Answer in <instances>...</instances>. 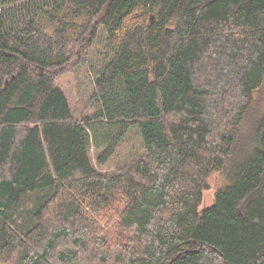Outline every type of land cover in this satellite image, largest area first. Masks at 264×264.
Segmentation results:
<instances>
[{"label": "trees", "instance_id": "1", "mask_svg": "<svg viewBox=\"0 0 264 264\" xmlns=\"http://www.w3.org/2000/svg\"><path fill=\"white\" fill-rule=\"evenodd\" d=\"M97 27L77 119L54 78ZM263 83L264 0H0V264H264V116L240 130Z\"/></svg>", "mask_w": 264, "mask_h": 264}, {"label": "rangeland", "instance_id": "2", "mask_svg": "<svg viewBox=\"0 0 264 264\" xmlns=\"http://www.w3.org/2000/svg\"><path fill=\"white\" fill-rule=\"evenodd\" d=\"M105 37V31L97 27L91 41L84 38L67 42L66 52L68 62L64 65L63 73L54 78L56 86L65 93L68 105L77 119L90 116L98 107L93 100L96 76L99 75L104 64L112 58L110 51H108L109 48ZM253 97L254 101L251 104L249 116L240 126L241 131L248 129L253 123L258 122L264 116V83L262 88ZM139 140L140 138L135 131L130 132L124 143L117 149L116 154H114L115 156L102 168L111 171L115 167L121 166L131 160L134 153L141 146V141ZM90 156L96 165L94 153ZM207 183L209 189L203 193L202 207L212 204L216 189L221 187L225 182L219 174L212 173L208 177ZM46 190L39 192L47 194L49 190V194H51L53 191L52 189ZM42 198L43 194L38 192L22 197L23 201L21 200L22 205L20 206L25 211L21 217L22 220L28 215L29 210L35 207ZM20 206L16 207V209Z\"/></svg>", "mask_w": 264, "mask_h": 264}, {"label": "water", "instance_id": "3", "mask_svg": "<svg viewBox=\"0 0 264 264\" xmlns=\"http://www.w3.org/2000/svg\"><path fill=\"white\" fill-rule=\"evenodd\" d=\"M151 22H153V19H152V17H151V19H150V22L149 23H151ZM152 24V23H151Z\"/></svg>", "mask_w": 264, "mask_h": 264}]
</instances>
